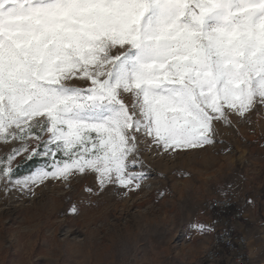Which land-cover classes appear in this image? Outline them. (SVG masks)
Listing matches in <instances>:
<instances>
[{
	"label": "snow or ice",
	"instance_id": "snow-or-ice-1",
	"mask_svg": "<svg viewBox=\"0 0 264 264\" xmlns=\"http://www.w3.org/2000/svg\"><path fill=\"white\" fill-rule=\"evenodd\" d=\"M256 103L264 0H0V142L19 141L0 180L94 171L101 186L139 188L146 173L128 169L141 133L201 147L229 109ZM17 156L45 162L14 179Z\"/></svg>",
	"mask_w": 264,
	"mask_h": 264
},
{
	"label": "rangeland",
	"instance_id": "rangeland-1",
	"mask_svg": "<svg viewBox=\"0 0 264 264\" xmlns=\"http://www.w3.org/2000/svg\"><path fill=\"white\" fill-rule=\"evenodd\" d=\"M227 115L230 124L213 122L214 142L197 148L165 149L141 133L128 169L146 173L139 188L101 186L94 171L28 188L0 180V264H228L206 258L223 214L205 201L221 195L240 206L248 253L264 264V105ZM18 144L0 142V156Z\"/></svg>",
	"mask_w": 264,
	"mask_h": 264
},
{
	"label": "built area",
	"instance_id": "built-area-1",
	"mask_svg": "<svg viewBox=\"0 0 264 264\" xmlns=\"http://www.w3.org/2000/svg\"><path fill=\"white\" fill-rule=\"evenodd\" d=\"M234 205L235 200L230 195L212 196L205 201L208 211L223 214L221 227L214 234L213 246L206 252V258L210 262L226 259L228 264H253L247 250V236L235 226V222L242 220V212L235 210L227 214Z\"/></svg>",
	"mask_w": 264,
	"mask_h": 264
},
{
	"label": "trees",
	"instance_id": "trees-1",
	"mask_svg": "<svg viewBox=\"0 0 264 264\" xmlns=\"http://www.w3.org/2000/svg\"><path fill=\"white\" fill-rule=\"evenodd\" d=\"M44 163L43 158H37L34 160L25 161L24 163L20 164L19 167L16 168V177H21L26 175L27 173L33 171L36 167L41 166ZM235 210H241L240 206L238 204H235L228 212L227 214H230L231 212Z\"/></svg>",
	"mask_w": 264,
	"mask_h": 264
},
{
	"label": "crops",
	"instance_id": "crops-1",
	"mask_svg": "<svg viewBox=\"0 0 264 264\" xmlns=\"http://www.w3.org/2000/svg\"><path fill=\"white\" fill-rule=\"evenodd\" d=\"M244 219H246V216L244 215ZM235 226H237L238 227V229H240V231L245 235V236H247V238H248V240H249V245L248 246H253V244H252V242H251V236H250V232H249V230H250V228H246V225H245V223H243V221H240V222H235ZM258 249V248H257ZM252 250H253V248H252ZM251 255L253 256V258L254 257H256L257 256V252L255 253H253V251H252V253H251Z\"/></svg>",
	"mask_w": 264,
	"mask_h": 264
}]
</instances>
